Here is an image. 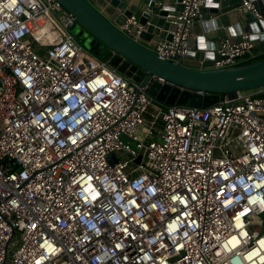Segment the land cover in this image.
Wrapping results in <instances>:
<instances>
[{
	"label": "built area",
	"instance_id": "obj_1",
	"mask_svg": "<svg viewBox=\"0 0 264 264\" xmlns=\"http://www.w3.org/2000/svg\"><path fill=\"white\" fill-rule=\"evenodd\" d=\"M207 2L175 0L160 59L187 60ZM76 24L58 0H0V264H264V88L167 106ZM253 47L223 38L212 69Z\"/></svg>",
	"mask_w": 264,
	"mask_h": 264
},
{
	"label": "water",
	"instance_id": "obj_2",
	"mask_svg": "<svg viewBox=\"0 0 264 264\" xmlns=\"http://www.w3.org/2000/svg\"><path fill=\"white\" fill-rule=\"evenodd\" d=\"M58 1L75 16L76 37L86 48L123 76L148 85L149 94L167 106L207 108L217 103L220 95L233 97L238 92L264 88V59L212 69L214 61L220 59L216 52L220 36L239 42L242 33L250 31L254 42L251 53H264V21L251 13H240V0H208L203 10L211 17L201 23L202 34L182 64L160 59L151 47L153 41L171 40L175 26L166 16L171 11H182V4L165 5L149 13L142 0L137 4V0ZM255 5L264 13V0H255ZM136 13L146 29L138 40L122 30L127 19ZM200 91L207 94H199Z\"/></svg>",
	"mask_w": 264,
	"mask_h": 264
},
{
	"label": "crops",
	"instance_id": "obj_3",
	"mask_svg": "<svg viewBox=\"0 0 264 264\" xmlns=\"http://www.w3.org/2000/svg\"><path fill=\"white\" fill-rule=\"evenodd\" d=\"M159 1H162V2H164L166 5H172V4H174V2H175V0H159ZM139 2V0H137L135 3L137 4ZM142 3L143 4H146V0H142ZM140 6H141V4H139ZM205 15H206V19H209L210 17H211V15H210V13H206L205 12ZM136 16H138L139 17V13H136ZM205 19V20H206ZM202 23V22H201ZM201 23H199L196 27H195V29H194V34H193V40H192V44H193V46H195V41H196V38L199 36V35H201L202 34V28H201ZM223 38H226V37H222V36H220V37H218V43L223 39ZM156 42H152V48L154 47V44H155ZM250 61V57L249 58H246L245 59V61H244V64H247L248 62Z\"/></svg>",
	"mask_w": 264,
	"mask_h": 264
},
{
	"label": "trees",
	"instance_id": "obj_4",
	"mask_svg": "<svg viewBox=\"0 0 264 264\" xmlns=\"http://www.w3.org/2000/svg\"><path fill=\"white\" fill-rule=\"evenodd\" d=\"M261 59H264V53L257 54L256 58H254L253 60H250L248 63H252V62H255Z\"/></svg>",
	"mask_w": 264,
	"mask_h": 264
},
{
	"label": "rangeland",
	"instance_id": "obj_5",
	"mask_svg": "<svg viewBox=\"0 0 264 264\" xmlns=\"http://www.w3.org/2000/svg\"><path fill=\"white\" fill-rule=\"evenodd\" d=\"M257 229H259V231L264 232L262 229V226H258Z\"/></svg>",
	"mask_w": 264,
	"mask_h": 264
},
{
	"label": "flooded vegetation",
	"instance_id": "obj_6",
	"mask_svg": "<svg viewBox=\"0 0 264 264\" xmlns=\"http://www.w3.org/2000/svg\"><path fill=\"white\" fill-rule=\"evenodd\" d=\"M77 28V24L75 25V28H74V30ZM77 40L79 41V39L77 38Z\"/></svg>",
	"mask_w": 264,
	"mask_h": 264
}]
</instances>
